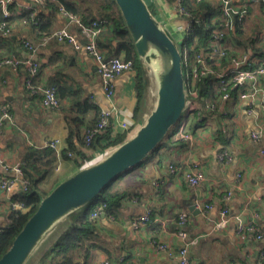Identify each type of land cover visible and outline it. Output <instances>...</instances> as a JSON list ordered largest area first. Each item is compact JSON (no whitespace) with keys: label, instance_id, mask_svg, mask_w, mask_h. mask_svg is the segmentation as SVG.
I'll list each match as a JSON object with an SVG mask.
<instances>
[{"label":"crops","instance_id":"0c3cea01","mask_svg":"<svg viewBox=\"0 0 264 264\" xmlns=\"http://www.w3.org/2000/svg\"><path fill=\"white\" fill-rule=\"evenodd\" d=\"M145 1L157 18L171 30L175 23L171 2ZM15 2L19 6L24 5L22 0ZM208 2L214 7L219 3L218 0ZM230 5L247 9L242 24L244 35L260 34L262 38V2L230 0ZM59 19L57 29L66 25L76 33L74 24H69L60 16ZM13 27L14 32L26 35L25 30L19 31L15 25ZM17 46L15 42L0 43V59L12 53ZM257 55L255 53V63L260 60ZM36 58L40 64L37 81L49 86H55L52 82L58 83L64 97L60 98L59 109L44 108L41 96L32 94L26 87L28 74L25 68L16 72L7 67L0 68V108L7 107L12 117L11 121L4 123L0 137V159L3 163L15 166L31 152L47 148L55 140L59 141V151H65L68 144L63 111L69 108L71 97L87 100L97 114L114 109L109 132L94 140L92 152L77 143L78 153L74 152L67 158L57 156V161L39 183V190L49 193L61 181L114 148L109 146L110 140L114 141L118 136H124L126 140L144 122L153 107L154 98L147 90L143 105L136 110L133 71L113 80L115 94L113 100L109 101L95 72L93 60L83 50L76 51L69 45L47 41L38 47ZM260 82L264 85V76ZM247 107L248 104L238 100L234 93L228 101L218 103L212 115L193 124L192 142L175 143L180 142V138L177 134L172 135L159 148L161 150L156 151L155 157H150L116 181L113 190H126L127 197L122 201L116 218L103 217L97 223L101 244L110 253L109 258L107 252L96 248L89 251L87 258L79 259L78 263L100 264L105 254L110 264H118L121 256L127 264H176L156 250L153 241L160 240L174 250L187 243L194 264H259L257 258L264 240H257L249 233H238L236 222L237 217L246 219L248 213L244 209H248L257 215L256 221L264 232V113L260 111V99L255 100L252 114L246 112ZM201 112L204 114V110ZM86 117L90 120L96 118V114L92 112ZM120 123L129 126L128 133L121 132ZM257 131L261 133L258 141L251 138V134ZM222 149L232 156V160L225 165L216 160L217 153ZM89 156V160L84 159ZM190 169L203 174V180L195 187L189 185L185 177ZM8 176L0 165V180ZM228 193L230 198L225 200ZM16 194L15 191L0 193V228L6 224ZM192 197L201 210L199 215H194L186 207V201ZM205 205L212 206L207 214L203 213ZM223 207L228 209L230 220L218 229V213ZM146 210L151 212L149 223L140 230H134L130 223ZM180 214L187 218L183 226L178 224ZM66 225L64 223L58 229L62 230ZM58 229L48 240L47 246L54 242ZM179 231L186 233L185 240L178 237ZM43 252L36 256L32 264L40 262Z\"/></svg>","mask_w":264,"mask_h":264},{"label":"trees","instance_id":"16d2710c","mask_svg":"<svg viewBox=\"0 0 264 264\" xmlns=\"http://www.w3.org/2000/svg\"><path fill=\"white\" fill-rule=\"evenodd\" d=\"M22 2L26 5H30V8L18 9L15 5L16 2L12 4L11 9L13 10V16L8 20L11 25L10 31L6 35L0 32V43L15 42L18 44V48L13 50L12 53H8L3 58L24 57L26 50L22 48V40H30V42L38 46L45 38L49 41H53L49 38L57 29L56 24L60 20V9H63L67 14L77 16L85 25L90 24L97 19L106 20L108 25L97 36V45L107 58L120 57V55H122L123 60L131 61L133 63V70L135 72L134 90L137 98L136 110L143 105L149 81L136 56L132 40L125 29L121 14L119 13L114 0H41V3L22 0ZM183 7L189 11L192 18L191 35L189 36V40L185 41L187 47L191 49V52L188 54L190 57L193 51L206 45L213 31L223 30L224 28L221 26L223 21L219 19L220 12L218 7L211 5L208 0L200 3H196L194 0H185ZM213 18H215L214 22L212 21ZM244 19L239 21L237 17H234V29L232 31L227 30L225 33L224 39L227 46L226 55L218 65L208 63V66L212 71L221 72L222 70H226L229 68L230 62L233 58L243 54H247L250 57L249 64L251 68L257 67L260 64V61L264 56V38H260V34H252L251 36L244 35L242 31ZM2 20L3 18L0 13V22H2ZM12 25H15L19 31L25 30L26 35L23 36L21 33L14 32V27ZM75 31L79 41L84 43V38L80 34V29L76 27ZM195 38L197 39L196 41H194ZM236 49L241 51L235 52L234 50ZM255 53L256 55L258 54L257 56L260 59H258L259 61H257V63L253 62L255 60ZM39 71L36 81L39 76ZM183 71L186 85L189 87V66L183 65ZM52 84H55L57 96L60 100L61 97H64L62 87L58 86V83L52 82ZM221 88L222 85L219 84L218 80L211 74L206 78H200L194 82V89L202 100L201 104L202 108L205 109V116L201 118L196 112H192L183 118L186 121L187 131L190 134L192 133L193 124H195V122H199L200 119H205L216 111L217 104L221 102V96L223 94ZM227 90L230 95L235 93V90H230L229 87H227ZM71 98L72 100L70 101L69 108L63 111L65 122L67 124L66 140L68 148L63 152H60V157L62 156L66 158L69 157L68 153L73 155L74 152H79L76 150L77 143L85 148L83 140L84 132L96 124L98 117L95 108H93L87 100H82L76 96ZM204 100H206V103H204ZM92 112L96 114V118L92 117V119L88 120L86 115ZM178 126L179 125L172 129V131L175 130L174 134L176 133ZM109 130L110 129L108 128L106 131L99 134L94 140L107 134ZM172 131L168 136L169 139L166 141L170 140L171 136L174 135ZM111 137L112 136H110V138ZM117 138L114 141L110 140L109 146L119 145L124 140V136L120 138L118 136ZM174 142L179 144L183 143L182 141ZM93 143L85 149H89L92 152ZM164 143L165 141L153 152V154L162 147ZM90 157L91 156L84 157V159L89 160ZM56 161L57 155L50 148H45L33 153L31 152L21 161L22 173L24 178L28 180L29 187L28 191L23 195L17 193L14 201L16 203H22L25 210L11 209L5 226L0 228V257L9 248L12 240L22 229L30 215L36 210L41 197L48 194L39 190V183L47 176ZM133 170H135V168ZM133 170L128 171L109 184L85 210L70 216L66 223V227L62 230L58 229L59 233L54 242L48 246L46 245L47 247L44 249L43 257L38 264H88L86 261L78 263L79 259L81 260L88 256L89 252H87L86 249V241L90 242L92 248L102 249L107 252L106 254L109 258L110 253H108V250L101 244L99 228L97 226L99 220L91 219L90 214L95 206L104 204V217H117V213L122 206V201L127 197V191L120 189L113 190V184L125 175L131 173Z\"/></svg>","mask_w":264,"mask_h":264},{"label":"built area","instance_id":"2783aa9c","mask_svg":"<svg viewBox=\"0 0 264 264\" xmlns=\"http://www.w3.org/2000/svg\"><path fill=\"white\" fill-rule=\"evenodd\" d=\"M34 3H41V0H30ZM172 6V17L175 20L183 21V25L178 27H171L172 33L175 38L181 45V53L183 58V65L189 66V78L190 83L189 87L186 85V95H187V111L185 116L192 112H196L201 118L205 115L201 112L205 109L202 108V100L199 98L197 91L194 89V82L200 78H206L210 74L218 80L219 84L222 85V96L221 101H228L231 97L230 93L227 90L229 87L230 90H235L238 100L244 101L248 104L246 112L248 114L253 113V104L256 99H260V111L264 113V85L261 84L260 79L264 76V59L260 61V64L257 67L251 68L249 64V56L243 54L236 58H233L230 62L229 68L222 70L221 72L212 71L208 66V63H213L218 65L220 61L224 58L227 51V46L225 42V33L227 30L232 31L234 29V17L240 21L246 16V8H233L230 5V0H218L217 5L220 12V20L223 21L221 26L223 30H215L211 33L210 38L208 39L206 45L198 50L193 51L191 56L188 54L191 52V49L187 47L185 41L189 40V36L192 31V18L189 11H187L183 5L185 0H169ZM196 3H200L206 0H194ZM262 2V11L264 13V0H259ZM15 3V0H0V13L2 15V22H0V32L4 35L8 34L11 28L8 20L13 16V10L11 5ZM18 9H29L30 5L24 4L19 6L15 3ZM60 17L64 20H67L69 24H74L75 27L80 29V34L84 38V43H81L76 35L70 31L68 26L64 25L52 34L49 39L55 40L58 44H66L71 46L76 51L83 50L94 62L95 72L99 76L102 84V89L104 91L105 97L112 101L114 97V86L113 80L118 76L125 73H132L133 63L131 61H125L122 57H113L107 58L104 52L97 45V36L102 30L106 28L108 22L106 20L97 19L90 24H83L81 20L73 15L67 14L63 9H60ZM215 21V18L212 19ZM198 22V21H197ZM262 38H264V25L261 32ZM197 39L195 38L194 41ZM49 41L45 38L40 45L45 44ZM185 42V43H184ZM22 48L26 50V54L22 58H12L6 57L0 59V68L7 67L10 70L16 72L21 68H25L27 71L26 87L31 91L32 94H38L41 96V104L44 108L48 109H59L60 100L57 96V89L54 85H45L42 82L36 81V77L39 71V61L36 58V52L38 45L33 44L30 40H22ZM188 88V91H187ZM189 92V93H188ZM206 103V100H204ZM207 109V106H206ZM114 109H108L100 111L97 117L96 124L87 129L84 132V145L85 148L91 146L93 140L102 132L106 131L112 124ZM185 116L183 118H185ZM12 117L10 111L7 107L2 106L0 108V137L3 132V126L6 121H11ZM178 129L175 134L180 138V141L184 143L192 142L193 136L187 131L186 121L182 119L178 124ZM119 128L121 132L126 131L128 133L129 126L125 123H120ZM261 137L259 131L251 134L253 140L258 141ZM59 141L55 140L50 142L47 145V148L52 149L55 154L59 157L60 151L58 149ZM68 156H72L71 153H68ZM216 160L219 164L225 165L232 160V156L226 149L220 150L216 155ZM1 168L9 174L7 178L0 180V193L5 192H16L24 194L28 191L29 182L24 178L21 163L16 164L15 166H9L2 162L0 159ZM186 180L189 185L195 187L203 180V174L199 170L190 169L185 174ZM239 178V175L237 176ZM230 198V193L225 196V200ZM22 203H12L10 210H25ZM105 209L104 204L95 206L92 209L90 218L93 220H100L101 215L104 214ZM212 209L211 205H205L203 208V213L207 214L209 210ZM248 216L246 219L241 217L236 218L237 222V232L240 234L249 233L252 234L257 240H264V232L259 227L256 218L257 215L244 209ZM219 219L217 221V228H223L230 220L228 217V209L223 207L219 213ZM151 217V212L146 210V212L136 217L131 223L130 226L134 230H140L146 226ZM186 215L180 214L178 218L179 226H183L186 223ZM178 237L185 240L187 235L184 231H179ZM87 252L97 250L92 248L90 242H85ZM158 252H162L169 257V259L174 260L176 264H194L190 258L188 251V244L185 243L183 246L174 250L171 247H168L165 243L160 240L153 241ZM259 264H264V244L261 252L257 258ZM100 264H110L109 259L104 254V257ZM118 264H127L124 262V257L118 258ZM133 264V263H131Z\"/></svg>","mask_w":264,"mask_h":264},{"label":"water","instance_id":"95a60500","mask_svg":"<svg viewBox=\"0 0 264 264\" xmlns=\"http://www.w3.org/2000/svg\"><path fill=\"white\" fill-rule=\"evenodd\" d=\"M114 2L148 78L153 107L126 140L41 197L36 210L1 255L0 264H30L70 216L85 210L109 184L148 160L185 116L187 95L180 43L145 0ZM186 207L194 215L201 213L194 197L186 201Z\"/></svg>","mask_w":264,"mask_h":264},{"label":"rangeland","instance_id":"374dc122","mask_svg":"<svg viewBox=\"0 0 264 264\" xmlns=\"http://www.w3.org/2000/svg\"><path fill=\"white\" fill-rule=\"evenodd\" d=\"M181 25H183V21H181V20H175L174 27H178V26H181ZM176 126H177V125H176ZM176 126H174V128H175ZM174 128H172V129H174ZM171 131H172V130H171ZM171 131H170V132H171ZM174 132H175V130L172 131L173 134H174ZM169 134H170V133H169ZM167 139H169V137H167V138L165 139V142H166ZM160 148H161V147H160ZM159 150H161V149H159ZM157 152H158V151H157ZM157 152L154 153V154L152 153L153 155L151 154V155L149 156V158L151 157V159H152L153 157H155L156 154H157ZM149 158H148V159H149ZM151 159H150V160H151ZM143 163H144V162H143ZM35 258H36V257H35ZM33 260H34V259H33ZM30 264H32V262H31Z\"/></svg>","mask_w":264,"mask_h":264}]
</instances>
